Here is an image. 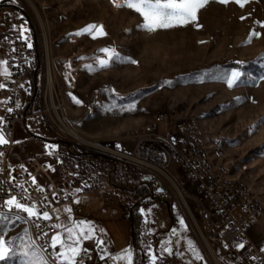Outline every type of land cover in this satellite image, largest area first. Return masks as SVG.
I'll return each instance as SVG.
<instances>
[{
	"label": "rangeland",
	"instance_id": "374dc122",
	"mask_svg": "<svg viewBox=\"0 0 264 264\" xmlns=\"http://www.w3.org/2000/svg\"><path fill=\"white\" fill-rule=\"evenodd\" d=\"M15 1L26 12L36 34L40 33L44 47L46 30L48 50L44 56L46 63L47 56L51 60L57 108L88 143L128 152L134 147V140L128 134L155 120L161 113L176 112L175 120L180 122L197 118L207 141L212 142L215 138L225 141L224 158L233 163V166L229 165V172L238 174L243 179L238 180L254 189L264 206V0H243L242 7L235 0H229L227 4L208 0L205 7L198 10L195 21L155 32L140 27L142 17L133 9L114 6L113 0H34L45 30L26 0ZM115 2L123 4L124 0ZM89 25L102 26L105 34L83 31ZM78 32L82 34L76 35ZM105 48L114 49L118 55L113 58L102 51ZM100 60H107L108 66L101 67ZM229 63L241 66H229ZM233 71H238L240 76L229 87L227 80ZM47 91L45 85L44 98L38 102L36 110L46 107ZM95 95H98L97 99ZM77 100L80 103H76ZM49 104L50 109L37 116L39 120L29 119L30 126L37 132L41 129L52 132L53 128L59 138L83 151L98 153L87 142L67 134L59 125L52 103ZM20 122L25 125L24 121ZM170 129L178 131L177 125H170ZM161 131H165L164 122ZM104 155L131 164L119 155L109 152ZM107 167L104 171H107V184L111 185ZM138 173L148 175L140 167ZM188 188L191 194H197L196 186L189 185ZM167 191L163 195L156 192L155 203L144 209L142 249L133 244L131 224L123 217L124 210L115 206L121 201L118 196L109 198L104 193L82 197L66 206L70 209L72 205L82 206L85 213H93L81 227L94 226L93 238L87 239L91 245L87 248L99 254L101 264H127L126 260L107 259L124 249H131L134 264H146L144 257L150 254L148 246L155 241V234L172 230L173 226L175 231L172 230L173 234L167 235L165 240L188 245L189 241L198 242L211 264H217L193 221L196 219L202 228L194 200L184 193L195 218L190 216L172 187ZM123 192L127 195L122 196L126 207L134 205L136 200ZM125 198L129 200L128 205ZM61 207L57 205L54 209L58 218L64 212ZM238 212L239 208L234 214ZM77 214L70 213L66 218L70 216L73 222L85 219L83 214ZM11 217L0 223L3 239L13 241L20 250L24 245H34L38 249L40 245L29 221L22 215ZM66 218L58 219L62 237L65 235L63 225L68 222ZM251 231L258 245H264V214L251 225ZM204 234L219 254L217 242L205 231ZM17 237L20 239H15ZM96 240L103 243L98 246ZM187 250L186 258L196 257L191 247ZM22 259L18 251L0 264H22Z\"/></svg>",
	"mask_w": 264,
	"mask_h": 264
},
{
	"label": "built area",
	"instance_id": "2783aa9c",
	"mask_svg": "<svg viewBox=\"0 0 264 264\" xmlns=\"http://www.w3.org/2000/svg\"><path fill=\"white\" fill-rule=\"evenodd\" d=\"M39 35L33 27L23 22L15 23L5 34L11 80L8 83V99L1 128L4 138L9 142L0 145V202L15 196L26 206L35 204L39 209L38 216L42 215L43 211H48L51 219L44 221L30 218L23 212L14 211L9 214L6 204L2 210L8 215L24 216L31 224L37 240L46 245L51 237L59 232V229L51 227L58 223L54 209L66 200L68 194L67 189L54 177L51 158L59 156L36 155L24 163L8 161L9 151L14 146L17 123L34 115H44L50 109L49 103H52L53 99V96L49 95L45 99L46 107L40 111L36 110L38 102L44 98L43 87H48V70L44 56L47 48L42 44ZM28 44H31V47H28ZM97 98L98 95H95V99ZM29 105L32 111L28 115L26 109ZM9 108L12 111H8ZM176 117V112L161 113L154 123L139 129V132L128 134V137L134 140V147L128 152L110 149L104 145H90L95 147L93 151L119 155L125 158L126 162L152 175L157 194H160V188L169 190L172 187L189 212L190 206L185 198L187 194L194 200L202 219L203 229L196 219H193L199 231L203 234L205 231L212 240L243 244L250 252L249 264H264V246L256 244L249 235L250 226L264 214V207H259L254 197V189L243 187L241 180L228 179L229 166L226 163H218V156L226 151L224 143H219V138L209 142L203 136L202 127H194V117L183 122L175 120ZM162 122L165 123L164 132L161 131ZM170 125H177L178 131L170 129ZM206 145H213V152H206ZM207 154H214L215 168H207ZM40 176L46 182L45 187L38 181ZM33 177L35 184L32 182ZM18 185H23V189ZM189 185L196 186V195L190 193ZM37 186L43 191H39ZM238 208L239 212L235 215L234 212ZM75 211L82 213V208L78 207ZM192 215L194 217V214ZM36 225L40 227L37 228ZM59 250V247L55 249L57 252ZM47 252L51 254L53 250L49 247ZM81 255L83 264H95L96 256L92 248L84 249Z\"/></svg>",
	"mask_w": 264,
	"mask_h": 264
},
{
	"label": "crops",
	"instance_id": "0c3cea01",
	"mask_svg": "<svg viewBox=\"0 0 264 264\" xmlns=\"http://www.w3.org/2000/svg\"><path fill=\"white\" fill-rule=\"evenodd\" d=\"M6 1H8L9 5L17 4L15 0H2L0 3ZM17 22H22V15L18 9L11 7L0 9V59L7 60V44L5 42V34L6 31ZM8 67L9 71L11 72L9 65ZM10 80L11 75L7 79L0 75V83L5 85L4 88H0V102H3L0 103V118H2V123H0V132L3 126V112L8 99V83ZM29 107L30 109H28ZM31 111L32 107L29 105L26 109V112L29 115ZM37 116L38 115L28 117L24 121L25 125H23L21 122L17 123L14 146L9 151L8 161L10 163H24L36 155H58L59 158H51V162L54 165L55 180L67 189L68 194L66 200L59 204L63 207V209L68 208L66 204H73L77 198L96 196L98 194L106 193L105 195H107L109 198L112 196H118L121 199L119 205L118 202H116L115 206L122 208L124 210L123 217L128 219L129 211L122 201V196L127 195H125L122 190L107 184V171H104V168L108 166L107 168L112 170V163L102 157H96L95 159L90 158V156L84 154V151L81 150L79 146L59 138L53 128H51L52 132L46 129L38 130V132L35 131L30 126L29 119L39 120ZM42 122L44 123L45 121ZM116 160L119 163L126 164L129 169L139 172V167L133 164L125 163L120 159ZM224 161L228 166L230 164L233 166L232 161L226 160L225 158ZM230 176L234 179L243 180L242 178L238 177V174L232 173L231 171ZM38 181L43 187L46 186V182L44 181L43 177H38ZM77 189H80V191L77 192ZM159 193L160 194L158 195H163L164 191ZM128 201L129 200L125 198V203ZM71 207V213L74 214L76 212V207L75 205H72ZM78 207L82 208L81 214H83L85 217V219L80 221H88L93 213H85L82 206ZM68 214L70 213L63 212L61 216L59 215V218L61 220L65 219ZM188 228L190 230V227ZM171 229L175 230L176 228L173 226ZM172 230H163L155 234V241L148 246L149 253H154L158 258L156 264H211L210 259L208 258L200 243L192 242V245H194L196 251L199 253V256L202 257V259H197L195 257L193 258V261L191 258H186L189 252L187 249L190 248L186 242L184 243L172 239L165 240L164 238L167 237V235L170 233L173 234ZM61 231L62 230L59 229V233H61ZM77 231H79L78 228ZM249 235L254 240V242L258 244V240H256L254 233L251 231V226L249 228ZM214 241L217 242L219 254L215 252L213 247L212 250H214L213 252L216 253V258L218 259L219 264H249L250 252L245 247H237L238 244L235 243L229 244L216 240ZM90 245L91 244L89 241L87 242V240L82 239L80 241L79 247L83 251ZM165 248L170 249L171 252L166 251ZM150 254L148 257L145 256L147 260L146 264H152ZM95 256V264H101L102 260L100 261L99 254L95 253Z\"/></svg>",
	"mask_w": 264,
	"mask_h": 264
},
{
	"label": "snow or ice",
	"instance_id": "6c2138e0",
	"mask_svg": "<svg viewBox=\"0 0 264 264\" xmlns=\"http://www.w3.org/2000/svg\"><path fill=\"white\" fill-rule=\"evenodd\" d=\"M207 2L208 0H124V3L120 4L113 0L114 6L118 8L127 7L137 12L143 19L142 24L139 26L149 32L186 26L188 23L197 19L198 10L204 8ZM218 2L221 4H227L229 3V0H218ZM235 2L240 4L241 7L243 6V0H235ZM94 30L101 35L105 34L102 26L97 25H89L83 31L92 33ZM81 34L82 32L76 33V35ZM254 35L259 34L254 33ZM28 47H31V44H28ZM102 51L110 53L113 58L118 55L114 49L105 48L102 49ZM131 62L135 63V61ZM99 65L101 67H107L108 61L100 60ZM0 75L5 79L11 75L7 60L0 59ZM239 76L240 73L238 71H233L231 73V78L227 80L228 86L232 87L233 83L239 78ZM4 87L5 85L0 83V88ZM76 103H80V101L77 100ZM16 107H19V105H16ZM8 111H12V109L9 108ZM0 123H2V118H0ZM8 142L9 141L4 138L3 133L0 132V145L7 144ZM32 182L35 184L34 177ZM18 187L23 189V185H18ZM37 188L39 191H43L39 186H37ZM76 191L78 192L80 189H77ZM21 199H23V197H21ZM5 204L8 206L9 214L15 211L26 213L30 218L35 217L44 221L51 219L48 211H43L42 215L38 216L39 209H37L35 204L26 206L24 203L19 202L17 197L12 196L6 201L0 202V223H4L12 218L11 215L5 214L2 211ZM63 211L71 213L72 210L70 208H64ZM66 219L68 222L63 225L65 235L62 237L61 233L58 232L57 235L51 237L48 244L41 245L38 249L34 245L31 247L24 245V249L20 250V248L14 246L13 241H6L3 239V231L0 229V261L10 259L19 251L20 255L23 257L22 264H83V256L81 255L82 249L79 247V244L82 239L87 240L93 238L94 226L88 224L85 229L81 227L85 224L84 221L73 222L70 216ZM181 223H183V221H181ZM36 227L39 228L40 225H36ZM51 227L61 229L62 225L57 223L51 225ZM77 228H79V231H77ZM45 235L47 234L45 233ZM15 239L20 238L17 237ZM102 243V241L96 240L98 246ZM189 246L194 252L196 258L202 259L190 241ZM49 247L53 250L51 254L47 252ZM57 247L60 249L58 252L55 251ZM237 247L243 248L244 245L239 244ZM165 250L171 252L170 249L165 248ZM150 258L152 264H156L158 258L154 253L150 254ZM101 259H105V257L101 256ZM107 259L113 261L126 260L127 264H134L132 261L131 249H124L119 255L109 256Z\"/></svg>",
	"mask_w": 264,
	"mask_h": 264
},
{
	"label": "trees",
	"instance_id": "16d2710c",
	"mask_svg": "<svg viewBox=\"0 0 264 264\" xmlns=\"http://www.w3.org/2000/svg\"><path fill=\"white\" fill-rule=\"evenodd\" d=\"M10 7L18 9L22 15V22L26 25H30L31 27H33V25L27 20L26 12L19 6L9 5L8 1L0 3V9ZM228 65L234 67L241 66V64L239 63H236L235 65L233 63H229ZM28 109H30V107ZM84 154L90 156V158L92 159H95L96 157H102L109 160L112 163L113 167L112 170H110L112 182L111 185L122 191L127 192L136 200V203L134 205H128L129 203H127V209L129 211L128 220L131 224L132 241L136 248L140 249V239L145 227L143 222L144 209L148 205H153L156 200V191L154 189V177L149 174L141 176L138 172H135V170L129 169L126 164L119 163L115 158L104 154L95 153L87 150L84 151ZM167 192L168 191L165 190L163 194Z\"/></svg>",
	"mask_w": 264,
	"mask_h": 264
},
{
	"label": "bare ground",
	"instance_id": "6f19581e",
	"mask_svg": "<svg viewBox=\"0 0 264 264\" xmlns=\"http://www.w3.org/2000/svg\"><path fill=\"white\" fill-rule=\"evenodd\" d=\"M28 2V4L30 5V7L32 8V10L34 11V13L36 14L42 28L45 30V24L43 22V18H42V15L37 7V5L35 4L34 0H26ZM44 35H45V42H46V47H47V50H48V44H47V36H46V30L44 32ZM49 53V52H48ZM49 55V54H48ZM47 70H48V93L50 96H53L51 102H52V107H53V110H54V113L56 115V118L59 122V125H61L62 129L69 135H71L72 137L76 138V139H79L80 141H83V142H87V139H85L83 136H81L76 130H74L69 124L68 122L63 118L62 114L59 112L58 108H57V104L54 100V86H55V76L52 72V68H51V60H50V57L47 56ZM155 121H157V118L151 122H149L148 124L142 126L140 129L142 128H146L149 124H152L154 123ZM194 127H200L199 125V121L197 118H194ZM136 132H139V129L136 131ZM219 143H224V148H226V143L223 139L219 138ZM88 144H94L93 142H89ZM96 145V144H95ZM206 152H213V145H206ZM226 155V151L225 153H223L222 155H219L218 156V163H225L222 158H224V156ZM207 168H215V159H214V154H207ZM244 169H246V166H243ZM227 177L228 179H233L231 176H230V172L229 170H227ZM241 185L243 187H246L247 189H252L250 186H248L246 183L242 182L241 181ZM254 197H256L257 201H258V204H259V207H264L263 206V203L262 201L260 200V198L256 195V193L254 192ZM189 206V205H188ZM193 211H191L190 207H189V214L190 216L193 214L192 213ZM193 217V215H192ZM194 221V220H193ZM34 234V237L37 241V243L41 246L42 245V241L41 240H37V236L35 233ZM209 243V241H208ZM210 244V243H209ZM211 246V245H210ZM209 248H212V247H209ZM212 250V249H211ZM217 264H219L217 262Z\"/></svg>",
	"mask_w": 264,
	"mask_h": 264
},
{
	"label": "water",
	"instance_id": "95a60500",
	"mask_svg": "<svg viewBox=\"0 0 264 264\" xmlns=\"http://www.w3.org/2000/svg\"><path fill=\"white\" fill-rule=\"evenodd\" d=\"M165 190H166V188H160V189H158L159 192H163V191H165ZM199 234L201 235V237H202L203 241L205 242V244L207 245V247H208V248L211 247L210 244L208 243L207 238L204 236V234H203L201 231H199ZM209 249H210V251L212 252V254H213V256H214L215 261L219 263V261H218V259L216 258V256H215L213 250H211L212 248H209Z\"/></svg>",
	"mask_w": 264,
	"mask_h": 264
}]
</instances>
